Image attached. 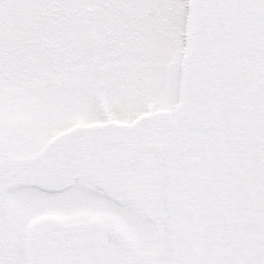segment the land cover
I'll return each mask as SVG.
<instances>
[{"label":"snow or ice","instance_id":"1","mask_svg":"<svg viewBox=\"0 0 264 264\" xmlns=\"http://www.w3.org/2000/svg\"><path fill=\"white\" fill-rule=\"evenodd\" d=\"M0 264H264V0H0Z\"/></svg>","mask_w":264,"mask_h":264}]
</instances>
